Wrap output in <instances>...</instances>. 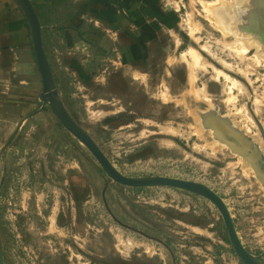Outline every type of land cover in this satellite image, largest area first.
I'll return each mask as SVG.
<instances>
[{
    "label": "rangeland",
    "instance_id": "1",
    "mask_svg": "<svg viewBox=\"0 0 264 264\" xmlns=\"http://www.w3.org/2000/svg\"><path fill=\"white\" fill-rule=\"evenodd\" d=\"M208 1L213 0H161L170 7V27L159 26L145 57L124 66L101 57L83 66L89 51L80 47L70 53L54 16L39 14L43 44L67 110L117 169L130 176L159 174L209 185L227 203L244 245L263 258V181L204 118L217 116L214 110L231 121L247 105L249 131L239 115L237 129L263 149L264 104L258 112L254 103L256 96L264 97L263 59L255 45L246 54L224 47L235 38L207 15ZM238 2L220 0L213 13ZM18 30L17 25L0 31V149L20 126L0 157L5 264H244L210 200L169 186H125L103 171L49 106H42L29 25L24 34ZM234 45L242 46L239 41ZM190 46L242 82L248 93L234 88V100L227 102L224 79L216 78L211 67L193 70L196 80L191 82L185 57ZM220 58L250 69L253 82L227 70ZM100 110L107 114L94 115Z\"/></svg>",
    "mask_w": 264,
    "mask_h": 264
},
{
    "label": "crops",
    "instance_id": "2",
    "mask_svg": "<svg viewBox=\"0 0 264 264\" xmlns=\"http://www.w3.org/2000/svg\"><path fill=\"white\" fill-rule=\"evenodd\" d=\"M31 1L39 19L40 15L54 16L55 26L65 34L68 46L74 51L70 53L76 54L80 47L89 51L88 57L82 59L83 66L99 57L122 66L141 60L159 26L164 30L170 27V7L163 6L161 0ZM12 13L14 18L10 20ZM17 25L19 33L24 34L28 22L17 2L0 0V31ZM103 52L107 57L102 56ZM75 58L73 63L78 66Z\"/></svg>",
    "mask_w": 264,
    "mask_h": 264
},
{
    "label": "water",
    "instance_id": "3",
    "mask_svg": "<svg viewBox=\"0 0 264 264\" xmlns=\"http://www.w3.org/2000/svg\"><path fill=\"white\" fill-rule=\"evenodd\" d=\"M24 14L31 33L32 44L35 59L40 71L42 79V91L39 93V98L42 100V106L48 105L54 115L58 118L60 123L82 144H84L88 150L92 153L95 159L103 171L115 182L129 186V187H154V186H169L174 188L183 189L192 193H196L200 196L210 200L219 210L230 243L233 247L234 253L244 264H264V260L260 254H255L250 251L241 240V237L235 226V222L232 213L225 202L224 198L209 185L195 180L183 179L178 177L151 174L141 176H130L122 173L117 167L111 162L108 156L100 148L98 143L95 141L93 136L69 113L67 110L63 98L59 90L56 87L53 72L48 61L42 38L43 25L39 19L35 6L31 0H15ZM246 11V10H245ZM239 9L234 13L227 21H233L231 19L238 20L239 29L247 32L252 36H256L257 39L264 43V20L260 23L245 25L244 17L247 15ZM234 16V17H233ZM249 18V17H248ZM260 27H263V32L260 31ZM212 113H216L214 110ZM36 111L28 114L23 119L26 120L33 116ZM213 127L214 122L210 123ZM20 127V126H19ZM19 127L9 137L3 147L0 149V157L6 151L10 142L17 135ZM252 164V163H251ZM253 166V165H252ZM254 167V166H253ZM255 169V168H254ZM260 177V176H259ZM261 178V177H260ZM262 179V178H261ZM0 264H5L3 257V250L0 238Z\"/></svg>",
    "mask_w": 264,
    "mask_h": 264
},
{
    "label": "bare ground",
    "instance_id": "4",
    "mask_svg": "<svg viewBox=\"0 0 264 264\" xmlns=\"http://www.w3.org/2000/svg\"><path fill=\"white\" fill-rule=\"evenodd\" d=\"M207 2V0H205ZM214 1V0H213ZM209 2L204 5V7H206L207 11H208V14L209 17L211 19H213L214 21H216V25L222 29L224 31V33H231L233 35V37L235 38V41L233 42H225L223 45L225 48L227 49H230L231 51H234L236 52L237 54H246L247 53V49L248 47H251V46H254L255 45V49L257 51V53L260 55V57H262L263 59V66H264V43L260 42L256 36H252L250 35L249 33L247 32H244V31H241L239 29V24H238V20L235 19H231L233 21H227L229 18H231L232 15H234V13L236 14L237 11H239V9H241L242 11H245L244 13L247 15V17H244V24L245 25H250V24H255V23H260L261 21L264 20V0H239L238 4L237 5H223V6H220L219 8H217L215 10V13H213V7L216 6V5H219L220 4V0H217V2H214L213 3ZM203 4V3H202ZM205 9V10H206ZM206 11V12H207ZM215 14L217 15V17L221 20V21H218L216 18H215ZM234 17V16H233ZM249 17V18H248ZM212 21V20H211ZM188 22H190L188 20ZM221 22V23H220ZM222 23L225 27L227 28H224L222 26ZM215 24V23H214ZM221 30V31H222ZM227 41V40H226ZM241 42L242 46L235 49V43L236 42ZM237 47V46H236ZM202 50L204 51H207L209 54H211V51L207 48V46L203 45ZM187 50V49H186ZM185 57L187 56L188 58L186 59L187 61V64L189 65V67L191 68L190 70V74H191V79L192 80L191 82H194L196 80V76L194 75L195 73H192L194 72L193 70H195L196 68H200L202 70H206L207 68L211 67L212 70H213V73L215 75L216 78H223L224 79V84L226 86V89L228 90L227 92V95H228V99L226 100L227 102H230L232 101V99L234 100V97L232 96V89L234 88H238V90L241 92V93H244V89H246L244 87V84L240 81H238L236 78H234L233 76H231L227 71H225L224 69H221V68H218L216 65H214L213 63L209 62V60L200 52V50L190 46L187 50V52L185 53ZM242 54V55H243ZM184 57V54L183 56ZM246 56H242V59H244ZM219 63H221L227 70H230V71H234L235 70L237 71V73H239L242 77H244L249 83L253 82L252 81V78L250 77V74H251V70L250 69H247V68H242L240 66H234L228 62L227 60L225 59H218L217 60ZM257 61V60H256ZM254 62V61H253ZM258 63L259 65V62H256V64ZM251 64V63H250ZM240 65V64H239ZM254 67L255 64H253ZM139 71V70H138ZM135 77H138L139 78V73L136 72L135 74ZM230 83V84H229ZM193 86V85H192ZM194 88V87H192ZM192 90V89H191ZM193 91V90H192ZM199 92V91H198ZM198 92H196L198 94ZM246 92H247V89H246ZM195 91H194V94H196ZM248 93V92H247ZM200 94V93H199ZM203 94V93H202ZM250 95V94H249ZM209 101V100H208ZM254 103L256 105V111H260V105L263 103L264 104V97H261V96H256L254 98ZM236 107V106H235ZM247 105H244L242 107V109L240 110H237V112L234 113V118L236 117L235 115H239L240 116V119L242 120L241 123L243 124L242 126L246 129V131H249L247 130L248 126H247V122L251 119V117L248 116V113H247ZM238 109V108H237ZM236 110V109H235ZM105 114H107L106 111H103V110H100V111H97V112H94V115L96 116H99V117H102L104 116ZM213 115V114H212ZM204 116V115H203ZM204 118L206 119L205 120V124L208 125L209 127L211 126L210 123H213L218 127L220 128V130H223L224 128L221 126L222 123H224V120H222L220 123L218 120H216V116H207ZM233 118V120H228V121H225V123L227 122L228 126L229 124L233 125L234 127L236 128H239L241 129L240 125V121H235ZM219 120H221L219 118ZM217 123V124H216ZM220 123V124H219ZM247 123V124H246ZM253 123V122H252ZM231 125L229 126V128L231 129ZM238 126V127H237ZM263 126H264V122H263ZM161 128V127H160ZM163 128L165 130H170V127L169 126H164L163 125ZM250 129V128H249ZM226 130V129H225ZM175 132V131H174ZM224 133L226 134V132L224 131ZM259 134V133H258ZM258 139L261 140L260 136L257 135ZM259 143V142H258ZM260 144V143H259ZM220 146H215V148H219ZM262 148V147H261ZM214 149V148H213ZM215 151V150H214ZM246 159V157L244 158ZM54 217V215H53ZM127 242V241H126ZM132 243V242H131ZM127 244V243H126Z\"/></svg>",
    "mask_w": 264,
    "mask_h": 264
},
{
    "label": "flooded vegetation",
    "instance_id": "5",
    "mask_svg": "<svg viewBox=\"0 0 264 264\" xmlns=\"http://www.w3.org/2000/svg\"><path fill=\"white\" fill-rule=\"evenodd\" d=\"M259 29L261 32H263V27H260ZM110 74H112V72H110ZM216 114H217L216 120H218L220 123H222L221 121L224 120V123L221 124V126L224 128L223 130H220L218 125L217 126L215 124L213 125V129L217 133V136L220 139H224L228 143L229 145L228 149L230 151L232 150L233 152L241 154L242 156L246 157L250 163H252V165L256 169L258 176L262 178L261 180L263 181V185H264V148L263 149L261 148V145L252 137V135L247 134L242 130L235 128L231 124H229V126L231 125L232 128L231 129L228 128L229 126L227 122L225 123V121L227 119L230 120V118L227 117L224 113L216 112ZM219 118L221 120H219ZM259 128L263 138V147H264V127L262 123H260ZM224 131L226 132V134L224 133ZM263 260H264V247H263ZM59 264H70V262L62 261Z\"/></svg>",
    "mask_w": 264,
    "mask_h": 264
}]
</instances>
